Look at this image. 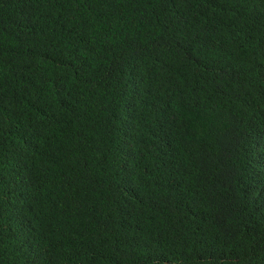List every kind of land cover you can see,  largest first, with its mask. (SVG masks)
Listing matches in <instances>:
<instances>
[{"label":"trees","instance_id":"obj_1","mask_svg":"<svg viewBox=\"0 0 264 264\" xmlns=\"http://www.w3.org/2000/svg\"><path fill=\"white\" fill-rule=\"evenodd\" d=\"M264 0H0V264H264Z\"/></svg>","mask_w":264,"mask_h":264},{"label":"clouds","instance_id":"obj_2","mask_svg":"<svg viewBox=\"0 0 264 264\" xmlns=\"http://www.w3.org/2000/svg\"><path fill=\"white\" fill-rule=\"evenodd\" d=\"M258 169H259L261 176H263L264 178V161L259 164Z\"/></svg>","mask_w":264,"mask_h":264}]
</instances>
